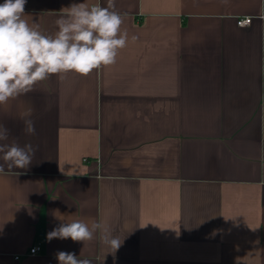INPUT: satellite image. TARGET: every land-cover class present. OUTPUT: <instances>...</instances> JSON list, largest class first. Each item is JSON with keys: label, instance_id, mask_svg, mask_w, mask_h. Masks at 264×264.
<instances>
[{"label": "crops", "instance_id": "obj_1", "mask_svg": "<svg viewBox=\"0 0 264 264\" xmlns=\"http://www.w3.org/2000/svg\"><path fill=\"white\" fill-rule=\"evenodd\" d=\"M73 3L107 6L27 0L24 18L54 35ZM115 10L128 34L115 64L52 75L0 106L7 142L38 147L28 168L0 173V264H59L58 251L92 264H264V0ZM78 219L122 246L47 240Z\"/></svg>", "mask_w": 264, "mask_h": 264}, {"label": "clouds", "instance_id": "obj_2", "mask_svg": "<svg viewBox=\"0 0 264 264\" xmlns=\"http://www.w3.org/2000/svg\"><path fill=\"white\" fill-rule=\"evenodd\" d=\"M26 3L27 0L0 3V106L34 91L38 83L52 75L74 72L87 76L102 66L113 65L119 50L127 45L128 34L121 31L123 16L115 10V0H107L106 7L71 4L67 14L55 21L58 30L54 35L43 33L35 22L30 24L24 18ZM21 119L25 133L34 135L31 109L21 114ZM8 139L9 130L0 125V173H5V167L10 172L28 168L38 147L8 143ZM56 216L64 220L60 214ZM98 234L100 242L114 253L122 246L123 240L95 220L61 223L47 234V240L70 238L85 243ZM55 258L59 264H92L72 252L58 251Z\"/></svg>", "mask_w": 264, "mask_h": 264}, {"label": "built area", "instance_id": "obj_3", "mask_svg": "<svg viewBox=\"0 0 264 264\" xmlns=\"http://www.w3.org/2000/svg\"><path fill=\"white\" fill-rule=\"evenodd\" d=\"M252 19L250 17H244V18H240L237 20V26L239 27H247L251 24ZM41 252V247L38 245H34L32 246L29 251H28V255L30 256H34L37 255ZM19 256L15 257V260H19Z\"/></svg>", "mask_w": 264, "mask_h": 264}]
</instances>
